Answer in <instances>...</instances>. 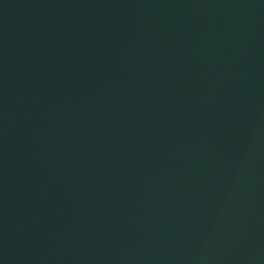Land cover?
I'll use <instances>...</instances> for the list:
<instances>
[{
    "label": "water",
    "instance_id": "1",
    "mask_svg": "<svg viewBox=\"0 0 264 264\" xmlns=\"http://www.w3.org/2000/svg\"><path fill=\"white\" fill-rule=\"evenodd\" d=\"M0 264H264V0H0Z\"/></svg>",
    "mask_w": 264,
    "mask_h": 264
}]
</instances>
